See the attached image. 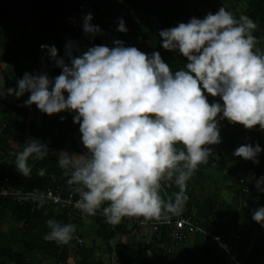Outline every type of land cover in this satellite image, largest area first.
I'll use <instances>...</instances> for the list:
<instances>
[{"label": "clouds", "instance_id": "1", "mask_svg": "<svg viewBox=\"0 0 264 264\" xmlns=\"http://www.w3.org/2000/svg\"><path fill=\"white\" fill-rule=\"evenodd\" d=\"M117 19L115 30L126 33L123 17ZM92 20L91 12L81 17L89 40L104 34ZM257 27L249 16L237 17L222 5L215 13L161 29V47L186 58L175 71L159 51L145 53L118 38L111 46L85 50L68 39L63 55L54 44H41L60 73L26 71L14 88L0 90V98L28 93L24 106L35 104L48 115L72 114L85 150L62 149L56 159L79 197L75 208L88 216L99 212L113 226L125 217L167 219L183 210L188 180L213 157L210 146L221 143V121L264 131V52L256 47ZM262 151L259 143H246L233 156L258 164ZM48 152L47 144L29 138L16 153V170L29 176V158L42 159ZM163 184L178 191L165 200ZM255 186L264 192V175ZM252 219L264 227V206ZM46 226L43 239L57 244H69L76 232L71 222L48 219Z\"/></svg>", "mask_w": 264, "mask_h": 264}, {"label": "trees", "instance_id": "2", "mask_svg": "<svg viewBox=\"0 0 264 264\" xmlns=\"http://www.w3.org/2000/svg\"><path fill=\"white\" fill-rule=\"evenodd\" d=\"M205 1L0 0V84H2L0 90L2 87L14 88L17 79L22 78L26 71H40L43 64L50 67L51 76L60 73L59 68L51 67L46 50L40 48L41 44H54L59 50V55H63L64 44L68 39L77 41L81 50L90 46L88 41L76 34V19L79 13L84 15L91 12L96 16L95 22L114 30L118 25L117 18L123 17L128 31L117 32L135 40L145 53L159 51L173 71L183 68L186 58L177 52L163 49L159 31L173 27L179 22H187L192 16L202 18L209 12L207 8H200ZM234 1L235 3L231 4L232 8H236L238 3L247 4L242 15L249 16L258 25L253 35L258 37L256 47L264 52V0ZM28 95L25 93L23 97L27 99ZM212 99L209 97V100ZM31 110L34 117L30 120ZM38 111L35 104L24 106L23 102L12 94L6 93L0 98V113L9 114L8 119L0 122V141H3L1 145L5 143L1 148L3 153L0 155V181L8 179V185L13 190L20 186L30 191L43 190L52 185V175L62 184L69 178L59 167L57 155L52 153L66 149L70 141L71 144H75L73 134L79 129V125L68 126L59 119L47 116L39 121L36 119ZM27 134L47 144L49 152L48 156L42 159L30 157L28 164L32 170L29 176L24 177L10 161L8 150L14 144L9 139L17 138L20 147L11 149L13 156L16 157V153L21 151L27 142L25 140ZM220 135L221 143L210 146L213 149V157H210L207 163L200 164L187 182L188 199L183 205V210L179 214L171 215L174 218L190 216L214 232L225 233L230 238L239 234L240 240L235 250L238 258L245 264H264V227L252 219V212L264 206V192L254 188L256 179L264 175V151L258 157V164L233 156L234 150L241 144L259 143L264 149V131L260 130L259 125L249 130L239 123H229L225 119L220 122ZM215 172L222 175L221 182L215 177ZM209 182L212 191L204 195L206 183ZM244 184H248L251 189L246 191ZM220 185L222 187L224 185V188L232 193V202L222 199ZM176 191L178 188L174 184H166L165 187H161L160 194L167 200ZM2 202L0 226L8 213L25 228L29 226L32 228L35 226L34 222L41 218H44V221L56 219L61 223L71 221L70 212L59 209L54 204L44 203L43 206H39V202L25 199L20 201L4 199ZM95 216L98 221L103 219L99 232L104 236L110 232L108 228L110 229L111 225L105 222V218L99 212ZM170 233L171 229L168 226H162L160 232L155 235L157 244L173 245ZM10 242L15 243L12 236H9L7 243L2 244L0 234V264H35L33 260H27L25 252L15 250ZM53 243L57 248L51 250L49 257L52 260L60 258L63 264H69L68 258L57 252L60 244ZM152 245V242L137 241L118 246L116 255L123 264H149L148 254ZM79 251L84 253L85 250L80 247ZM186 260L184 264H230L228 256L209 238L199 242L195 254Z\"/></svg>", "mask_w": 264, "mask_h": 264}, {"label": "crops", "instance_id": "3", "mask_svg": "<svg viewBox=\"0 0 264 264\" xmlns=\"http://www.w3.org/2000/svg\"><path fill=\"white\" fill-rule=\"evenodd\" d=\"M210 11L213 12L212 10ZM44 70H47L49 75L51 76V69L48 65H41L40 71ZM18 99L20 100V102L26 100V98H24L23 96ZM0 116H3L5 120L9 118V114L7 113H0ZM46 116L56 120L59 119L60 121V117L63 116L65 117V119L61 121L63 124H66L68 126H73L76 124L73 122L72 114H69L67 112L48 115L39 110L36 115V119L42 121L44 120V118H46ZM33 117L34 114L32 117L30 114V120ZM80 135L81 134L79 132V129H77L73 134L75 144H71L72 141H70L68 147L66 148L67 150L76 153H80L85 150L82 143L80 142ZM29 138L35 139L34 137L27 134L25 140L28 141ZM9 141L11 143L13 141L14 143L11 145L13 146L11 147V149L20 147L19 142L17 143V138L15 139L14 137H12L9 139ZM1 142L3 143V141H0V155L1 153H3V149L1 151V148H3V146L5 145L4 143L2 146ZM22 146L23 145H21V147ZM52 154L57 155L56 152H53ZM10 161L15 167V155L10 157ZM70 216V222L72 223V218L74 219V216ZM8 220H14L11 218L10 213H8L7 218L4 219L1 223V238L13 236L15 240V243L13 245L14 249L17 248L15 250L25 252L28 261L33 260L35 264L39 262H41V264H63V260H61L60 258L56 257L54 260H52V258L49 257V255L51 254V250L57 247L55 243L43 239L44 235L49 231L44 218L35 221V226H33L32 228L30 226L28 228H25L22 223L14 220L19 224L11 228L9 232H6L3 228L6 227L5 223ZM147 220L152 221L156 219L147 218ZM89 221H95L101 225V221H103V219L98 221L97 216H88L83 213L81 218L77 220V223L75 225L76 232L74 234V238L69 242V244H60L58 246V254L66 256L68 258L69 264H123V262L120 261L116 255V248L118 246L132 244L137 241L153 243L152 248L148 254L149 264H184L186 263L187 258L195 254V249H197V244H186L181 248V252H177V247L173 245L172 253H165L164 249L170 248L171 245L167 243L157 244L155 234L150 229H146L143 233L141 231L139 232V228L135 226L134 217L123 218L122 221L117 224L118 226H120V228L117 225H111V228H108L110 232L108 231V233H105L104 236H102V234L99 232V229L101 228L100 227L99 229H97L98 234L100 235V237H98V240L92 239L91 242H86V238H84L81 229L86 228L88 225H92L90 223H87ZM15 235L18 237H16ZM78 238L82 240V243L78 242ZM194 238V240H196L195 236ZM80 247H83V249L85 250L84 253L79 251Z\"/></svg>", "mask_w": 264, "mask_h": 264}, {"label": "built area", "instance_id": "4", "mask_svg": "<svg viewBox=\"0 0 264 264\" xmlns=\"http://www.w3.org/2000/svg\"><path fill=\"white\" fill-rule=\"evenodd\" d=\"M93 15L92 23L99 25L103 30V35H97L95 40H89L82 33L81 29V17L82 13H79L76 19V34L82 37L85 41H88L90 45L93 44H107L109 46L112 45L113 39H121L125 42L126 46H136L141 51L143 48L133 39H129L123 35H121L116 30L103 26L100 23L94 21L96 16ZM144 52V51H143ZM52 185L47 186L43 190H27V188L20 186L16 190H13L8 185V179L5 181H0V212L3 206V200H12V201H20V200H30L33 202H39V198L41 196L44 197V203L54 204L57 208L68 210L73 214L74 219L72 218V223L76 225L77 220H79L82 216V212L75 208L74 203L79 198L78 195L72 190V187L67 184V180L64 184L60 183L58 178L54 175L51 176ZM244 183V181H242ZM166 184H163L162 187H165ZM244 188L246 191H249L251 187L248 184H244ZM256 188V186H254ZM58 201V202H57ZM134 222L136 227H138V231L144 232L146 229H150L155 235L160 232V228L164 225L168 226L171 229L170 237L173 241V245H177L178 243L185 241L188 237V233H197L205 236L206 238L211 239L220 250L225 253L230 261V264H245L241 261L235 253L236 244L240 240V235H232V237H228L225 233L214 232L211 228L202 225L198 220L192 219L190 216H178L174 218L173 215H169L167 219L163 220H152L149 221L142 217H134ZM78 242L82 243V240L78 238ZM170 248H165L164 252L167 254L172 253V246Z\"/></svg>", "mask_w": 264, "mask_h": 264}, {"label": "rangeland", "instance_id": "5", "mask_svg": "<svg viewBox=\"0 0 264 264\" xmlns=\"http://www.w3.org/2000/svg\"><path fill=\"white\" fill-rule=\"evenodd\" d=\"M232 3H235L234 0H206L205 3L203 5L200 6L201 9L203 8H207L208 11L212 10L213 13H215L219 7H221L222 5L224 7H226L228 10L232 11L237 17H239L240 15H242V12L243 10L247 7V4L245 2H242V3H238L237 7L236 8H232L231 4ZM11 36H9L10 38ZM5 119L3 118V116H0V122ZM13 150H8V153L11 155L10 157L13 156ZM215 177L220 181V180H223V177L221 174L215 172ZM221 182V181H220ZM211 182L209 183H206L207 184V189L203 192L204 195H208L211 191H212V188L210 187V184ZM214 186V185H213ZM221 188V194H222V199H227L228 201L232 202V193L227 190L226 188H224V185L223 187L220 185ZM87 223H90L92 225H88L86 228H82L81 229V232L84 236V238H86V242H91L92 239L94 240H98V237H100V235L98 234V230L101 225L98 224L97 222L93 221V222H87ZM17 222H15L14 220H8L6 223H5V226L3 229L7 232H9L11 230V228H13L14 226H16ZM95 230H93V229ZM100 231V229H99ZM16 236V235H15ZM194 236L196 237V240H194ZM18 237V236H16ZM8 237H5V238H1L2 239V244H5L8 242ZM13 238V236H12ZM204 239L206 240V237L201 235V234H197V233H188V237L185 241H182L180 243H178L177 245H175V247H177V252H181V248L183 246H185L186 244L187 245H191V244H198L199 242H203ZM15 241V240H14ZM11 244H13V242H10ZM14 245V244H13ZM17 249V248H15Z\"/></svg>", "mask_w": 264, "mask_h": 264}, {"label": "water", "instance_id": "6", "mask_svg": "<svg viewBox=\"0 0 264 264\" xmlns=\"http://www.w3.org/2000/svg\"><path fill=\"white\" fill-rule=\"evenodd\" d=\"M2 89H5L4 87H2ZM33 116V111L31 110V117Z\"/></svg>", "mask_w": 264, "mask_h": 264}]
</instances>
